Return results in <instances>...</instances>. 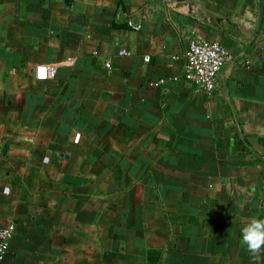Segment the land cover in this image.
<instances>
[{"label": "crops", "instance_id": "0c3cea01", "mask_svg": "<svg viewBox=\"0 0 264 264\" xmlns=\"http://www.w3.org/2000/svg\"><path fill=\"white\" fill-rule=\"evenodd\" d=\"M259 14V0H0L3 264H251ZM194 37L229 55L210 94L160 82Z\"/></svg>", "mask_w": 264, "mask_h": 264}, {"label": "built area", "instance_id": "2783aa9c", "mask_svg": "<svg viewBox=\"0 0 264 264\" xmlns=\"http://www.w3.org/2000/svg\"><path fill=\"white\" fill-rule=\"evenodd\" d=\"M129 24L136 30L141 29L140 24H134L132 21ZM183 57V72L170 78L162 79L160 82L187 80L197 89L210 94L216 90L221 71L229 67L228 52L224 45L216 40L199 37L191 38ZM145 60L149 61L150 57L146 56ZM107 66L111 67V64L108 63ZM14 232V224L0 227V264H3L9 253Z\"/></svg>", "mask_w": 264, "mask_h": 264}, {"label": "clouds", "instance_id": "9594fccd", "mask_svg": "<svg viewBox=\"0 0 264 264\" xmlns=\"http://www.w3.org/2000/svg\"><path fill=\"white\" fill-rule=\"evenodd\" d=\"M240 241L250 254L251 264H260L264 258V219H250L241 229Z\"/></svg>", "mask_w": 264, "mask_h": 264}, {"label": "water", "instance_id": "95a60500", "mask_svg": "<svg viewBox=\"0 0 264 264\" xmlns=\"http://www.w3.org/2000/svg\"><path fill=\"white\" fill-rule=\"evenodd\" d=\"M161 1H169V0H161ZM178 2H182V1H189V0H175ZM259 8H260V14L258 17V21H257V27L260 28V26L263 23V18H264V4L261 0H259Z\"/></svg>", "mask_w": 264, "mask_h": 264}]
</instances>
